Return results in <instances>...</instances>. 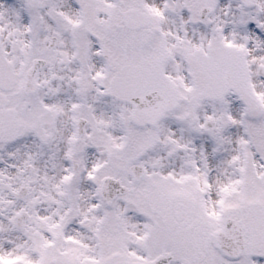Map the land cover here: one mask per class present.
Here are the masks:
<instances>
[{
	"label": "snow or ice",
	"instance_id": "1",
	"mask_svg": "<svg viewBox=\"0 0 264 264\" xmlns=\"http://www.w3.org/2000/svg\"><path fill=\"white\" fill-rule=\"evenodd\" d=\"M0 264H264V0H0Z\"/></svg>",
	"mask_w": 264,
	"mask_h": 264
}]
</instances>
